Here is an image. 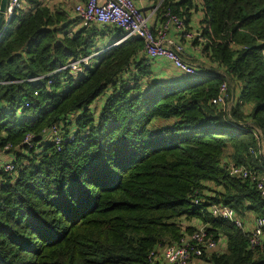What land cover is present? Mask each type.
Returning <instances> with one entry per match:
<instances>
[{"label":"trees","instance_id":"16d2710c","mask_svg":"<svg viewBox=\"0 0 264 264\" xmlns=\"http://www.w3.org/2000/svg\"><path fill=\"white\" fill-rule=\"evenodd\" d=\"M30 2L33 12L14 15L0 38V150L28 134L38 147L18 156L15 177L0 173V264H149L150 252L173 244L192 219L227 241L224 254L198 264H264V235L253 248L249 232L203 212L214 204L264 219V199L225 162L264 174L258 140L241 127L264 137V0H154L160 22L168 11L185 23L192 9L203 12V51L223 75L146 89L151 63L134 37L77 81L65 71L36 80L121 32L94 27L69 37L73 23ZM223 82L237 94L229 115L212 104ZM156 118L178 122L150 131ZM53 126L64 128L59 151L41 138Z\"/></svg>","mask_w":264,"mask_h":264},{"label":"built area","instance_id":"2783aa9c","mask_svg":"<svg viewBox=\"0 0 264 264\" xmlns=\"http://www.w3.org/2000/svg\"><path fill=\"white\" fill-rule=\"evenodd\" d=\"M26 1L27 0H9L6 8V22L9 23L14 15H24L33 12L35 7H27L25 4ZM159 6L160 4H158V6L155 5V7L146 14L139 10L134 0H84L76 4L74 10L75 21L78 22V26L81 29L89 30L94 27L106 31L113 29L121 32V36L118 37V39L117 37L113 39L115 40L114 44L110 43L103 48L99 47L95 49L92 55L90 54L91 56H80L75 60L69 61L68 65L59 68V70L36 80L55 77L60 72L65 71L67 77L77 81V79L85 75L88 69L93 68L95 61L104 52L130 37L138 38L144 42L145 50L143 54L148 62L154 63L157 60L169 61L173 68L180 74L178 77L185 79L197 77L201 72L183 59V55L185 54L184 48L170 37V33L172 29H176L181 33L183 38H187L195 44L198 42L196 48L198 50H203V45L206 44V40L201 37V30H189L187 23L170 11L163 16V22H160L159 19H157V10ZM200 12L203 16V12L201 10ZM6 26L7 25L3 27V31L7 28ZM75 34V31H68L69 37H73ZM1 36L2 34L0 38ZM217 72L220 76L223 75V71ZM131 73L135 74L134 71ZM132 78L133 75L131 77L129 74H126L124 77V79L130 81ZM154 82L162 81L155 80ZM50 83H52V81H50ZM148 83L149 81H144L141 89L150 87ZM228 92L229 84L228 82H223L219 89V95L212 101V104L218 106L229 115L233 103L228 106ZM111 93L112 90H108L105 95L99 97L90 107L94 114L97 113V108L100 104H102V106L99 108L101 109L103 107L105 100ZM100 109H98V111ZM232 124L234 123L232 122ZM241 127H249L253 131L258 140L259 147L261 148L260 155L264 157V137L262 131L257 128H252L248 124H242ZM71 131L74 132V130ZM63 133V126H53L44 129L41 138H45L59 151L62 143L66 141ZM33 137L34 136L28 134L20 146L14 148L8 145L5 149L0 150V173L2 172L11 177H15L21 165L18 161V156L24 158L30 156L31 154H29V151H34L38 154V147L33 142ZM225 162L231 177L241 181H249L255 186L260 197L264 199V174H259L249 169L247 166H235L227 159ZM207 186H209V184H207ZM202 203L203 201L199 198L193 200V204L196 206H202ZM203 212L214 219L225 222L228 221L243 232H249L250 245L253 248L260 246L263 242L264 219L255 218L253 227L250 228L246 221L247 218L245 217L244 219L239 216L232 207L213 204L209 205ZM182 223L183 233L181 237L173 242V244L165 246L159 245L155 250L151 251L147 259L149 260V264H194L201 260L204 261L207 258L209 259L211 255H221L226 252L227 241L224 238L214 239L213 236L207 232V226L202 222L192 219ZM190 228H192V231L188 232L187 229Z\"/></svg>","mask_w":264,"mask_h":264},{"label":"crops","instance_id":"0c3cea01","mask_svg":"<svg viewBox=\"0 0 264 264\" xmlns=\"http://www.w3.org/2000/svg\"><path fill=\"white\" fill-rule=\"evenodd\" d=\"M84 0H36V2L41 5L47 7L52 14L54 15H62L66 23H73L71 25L70 30L77 32L78 30H81V28L78 26V22L75 21V5L82 2ZM135 5L139 8V10L143 13L148 14L152 9L151 7L154 5V0H134ZM27 7H36L35 5H32L30 0H27L26 3ZM190 20H188L186 23H188V28L191 31H200L202 26V14L200 12V9H195L190 11ZM65 23V24H66ZM170 37L176 41L179 45H181L184 48L185 54L183 55V59L190 63L192 66H194L199 72L204 73L205 71H219V66L216 63H213L210 58L207 57V55L204 53L203 50H198L196 48V44L192 41L188 40L187 38H183L181 33L178 32L176 29H172L170 33ZM108 38H105L100 42V48L105 47L106 45L110 44L115 36H112V39L110 40ZM142 56V55H141ZM143 57V56H142ZM145 57V55H144ZM146 60V57H145ZM134 72L136 73V70L133 68ZM200 73V74H201ZM180 74L173 68L172 64L169 61L165 60H157L154 63H151L150 66V72L147 76V79L145 81H149L148 84H153L155 80H160L164 83H183L186 81L185 78L178 77ZM151 82V83H150ZM229 92L232 95V84L229 85ZM236 94V90H235ZM237 96V94H236ZM233 103V102H232ZM102 104H100L99 107H101ZM100 109V108H99ZM244 109L251 110V106H247ZM228 152L231 153V150ZM228 160V159H227ZM209 193H207L208 195ZM210 195V194H209ZM245 219V218H244ZM255 217L250 215L247 217L246 221L249 224L250 228L253 227ZM200 262L194 263L198 264Z\"/></svg>","mask_w":264,"mask_h":264},{"label":"rangeland","instance_id":"374dc122","mask_svg":"<svg viewBox=\"0 0 264 264\" xmlns=\"http://www.w3.org/2000/svg\"><path fill=\"white\" fill-rule=\"evenodd\" d=\"M155 5H153L151 7L154 8ZM68 32V31H67ZM92 55V54H91ZM89 54V56H91ZM81 57H82V54H81ZM69 64V63H68ZM228 94V106H230L232 104V95L230 94V92L227 93ZM99 107L97 108V111H98ZM230 111H231V108H230ZM178 122V119L176 118H169V119H161V118H156L154 119L152 122H151V125L149 126V130L150 131H159V130H162V129H166V128H169L171 126H173L175 123ZM44 137V136H43ZM229 161V160H228ZM210 186V185H209ZM249 216V215H248ZM247 216V217H248ZM175 242V241H174Z\"/></svg>","mask_w":264,"mask_h":264},{"label":"water","instance_id":"95a60500","mask_svg":"<svg viewBox=\"0 0 264 264\" xmlns=\"http://www.w3.org/2000/svg\"><path fill=\"white\" fill-rule=\"evenodd\" d=\"M9 0H1L0 1V35L3 33V27L5 25H8V22H6L5 16H6V11H7V6H8ZM234 88V87H233ZM236 99V94H235V88L232 89V101L234 102Z\"/></svg>","mask_w":264,"mask_h":264}]
</instances>
